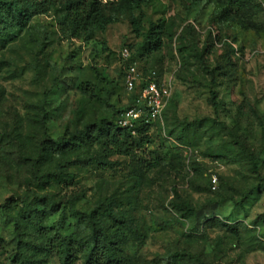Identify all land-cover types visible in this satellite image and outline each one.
I'll return each instance as SVG.
<instances>
[{"label":"rangeland","instance_id":"rangeland-1","mask_svg":"<svg viewBox=\"0 0 264 264\" xmlns=\"http://www.w3.org/2000/svg\"><path fill=\"white\" fill-rule=\"evenodd\" d=\"M228 8L226 0H154L84 29L59 5L0 41V204H20L8 214L27 196L50 194L61 207L46 224L72 235L79 212L113 202L117 216L127 213L123 264H169L176 254L200 259L182 264H264V122L254 115L264 117V0ZM152 23L163 25V44L148 51L141 46ZM132 62L173 89L144 147L105 158L102 145H86L41 158L44 123L58 139L115 120L131 100L124 78ZM6 216L2 264L18 242ZM214 216L234 230L205 227ZM102 220L117 224L108 213ZM46 264L61 263L52 254Z\"/></svg>","mask_w":264,"mask_h":264},{"label":"trees","instance_id":"trees-1","mask_svg":"<svg viewBox=\"0 0 264 264\" xmlns=\"http://www.w3.org/2000/svg\"><path fill=\"white\" fill-rule=\"evenodd\" d=\"M154 0H0V41H6L13 35L19 34L31 21L41 13H45L52 7L65 5L74 16L76 27L105 28L109 23L118 22L120 13L124 11L141 10L150 5ZM230 10L240 11L247 0H226ZM115 8V13L108 15L107 11ZM163 25L152 23L150 29L144 35L145 40L142 49L158 50L163 44ZM131 49V48H130ZM147 72V71H145ZM88 93V91H86ZM136 93H131L130 103L121 108L115 120L103 119L100 122L86 124L82 129L76 130L67 136L58 139L52 138L47 131L46 123L45 139L42 147L41 158L54 154H66L77 151L86 145H102L105 158L112 155H129L131 152L144 147L147 142L148 132L153 124L137 123L133 128L123 127L119 124L122 113L130 108L134 102ZM254 115L261 122L262 117L256 110ZM138 135V136H137ZM185 140V138H184ZM104 158V159H105ZM100 163L108 165L102 160ZM36 184L46 183L47 175L40 174V168L33 171ZM58 174H53L56 177ZM19 207L15 200H8L0 204V214L11 217V223L18 238L17 247L9 258L8 264H46L47 258L56 254L61 264H77L80 260L83 264H123L122 241L128 221L127 213L121 216L113 209V202L100 203L90 213L79 212L77 216L76 231L72 235L64 234L59 227L46 224L48 218L60 210L58 203L50 194H33L22 200V204L16 213L11 216L7 210L11 206ZM183 218L191 215L188 206L178 205ZM108 213V218L115 220L117 224L111 229L104 227L102 217ZM207 228L223 226L234 230V227L224 223L219 217H212L204 221ZM5 246L0 236V250ZM199 262L197 256H184L176 254L169 264ZM0 264H2L0 262Z\"/></svg>","mask_w":264,"mask_h":264},{"label":"built area","instance_id":"built-area-1","mask_svg":"<svg viewBox=\"0 0 264 264\" xmlns=\"http://www.w3.org/2000/svg\"><path fill=\"white\" fill-rule=\"evenodd\" d=\"M122 56L131 60V49L124 48ZM125 87L130 93H136L132 106L126 109L119 120L123 127L133 128L137 123L152 124L160 119L172 98V85L159 72H145L136 62L129 64L125 78ZM216 181V180H215Z\"/></svg>","mask_w":264,"mask_h":264}]
</instances>
